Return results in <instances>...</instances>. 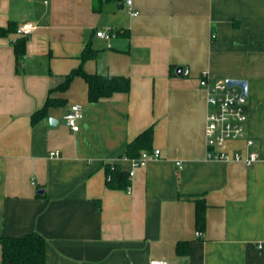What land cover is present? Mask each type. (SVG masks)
Wrapping results in <instances>:
<instances>
[{"label": "crops", "instance_id": "1", "mask_svg": "<svg viewBox=\"0 0 264 264\" xmlns=\"http://www.w3.org/2000/svg\"><path fill=\"white\" fill-rule=\"evenodd\" d=\"M133 7L137 14L125 0H0V27L36 25L21 56V35L0 34V234L40 232L46 264H264V0ZM86 46L96 52L82 59ZM80 65L126 75L130 88L90 100L80 75L59 88ZM204 70L248 81L256 161L207 158ZM49 95L60 101L33 120ZM76 102L84 105L78 130L65 119ZM148 127L161 155L134 167L124 153ZM223 148L251 149L243 138ZM107 164L134 169L130 189L107 185ZM197 197L207 203L201 235ZM179 241L187 253L177 252Z\"/></svg>", "mask_w": 264, "mask_h": 264}, {"label": "trees", "instance_id": "2", "mask_svg": "<svg viewBox=\"0 0 264 264\" xmlns=\"http://www.w3.org/2000/svg\"><path fill=\"white\" fill-rule=\"evenodd\" d=\"M18 24L10 22L8 26L0 27V34H6L10 31H16ZM27 35H21L16 39L15 48L18 56L25 52ZM95 50L86 46L81 54V58L95 54ZM82 76L88 83V97L90 100H98L110 96L115 91H128L130 88V79L121 74H100L91 73L84 69L82 65L72 69L65 77L64 81L58 85L65 89L69 86L74 76ZM60 100L49 95L45 103L32 113V119L36 120L47 115L48 108L51 105L58 104ZM153 137V128L148 127L141 131L135 139L128 144L124 156L135 157L140 155L142 149L152 150L151 140ZM106 182L109 187L122 188L130 184L129 171L122 169L118 165L107 164ZM196 202V227L198 231H204L206 227V208L207 203L204 197H197ZM0 243L2 246V262L7 264H46V238L38 231H32L25 235L12 236L0 234ZM178 253H187L189 250L188 241H179L177 243Z\"/></svg>", "mask_w": 264, "mask_h": 264}, {"label": "built area", "instance_id": "3", "mask_svg": "<svg viewBox=\"0 0 264 264\" xmlns=\"http://www.w3.org/2000/svg\"><path fill=\"white\" fill-rule=\"evenodd\" d=\"M129 11L137 14L134 10L133 0H125ZM36 28V25L26 21L18 25L16 32L20 35H27ZM97 35L102 38H110L112 33L104 29L97 31ZM182 72L188 74L189 68L182 69ZM200 84L207 91V102L209 110L207 113L205 136L207 145V158L215 160L237 159L252 163L259 158L257 150L251 148L256 144L255 139L247 136L245 123L247 121L246 103L247 96L239 86H231L226 79L214 77L209 71L204 70L200 76ZM84 105L76 102L68 108L65 119L66 124L74 130L79 129L78 120L83 117ZM243 138L247 147L251 149L244 154L240 151L230 152L223 148L225 142L229 139ZM57 154V151H52ZM161 155L160 149H143L140 155L131 158L133 166L144 165L149 159ZM181 164V161L177 162ZM130 176L134 174V169L129 171ZM130 189V185L128 186ZM201 235V231L197 232ZM150 264H172L169 260L163 258H153Z\"/></svg>", "mask_w": 264, "mask_h": 264}, {"label": "water", "instance_id": "4", "mask_svg": "<svg viewBox=\"0 0 264 264\" xmlns=\"http://www.w3.org/2000/svg\"><path fill=\"white\" fill-rule=\"evenodd\" d=\"M183 67H178L177 72L181 73ZM228 84L231 86H239L241 90L243 91V94L247 96L248 94V81L246 79H239V78H227L226 79ZM57 119L54 117H50V122L52 125H55Z\"/></svg>", "mask_w": 264, "mask_h": 264}]
</instances>
